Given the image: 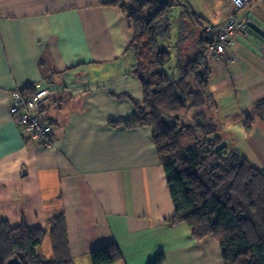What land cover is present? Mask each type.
<instances>
[{
    "label": "crops",
    "instance_id": "0c3cea01",
    "mask_svg": "<svg viewBox=\"0 0 264 264\" xmlns=\"http://www.w3.org/2000/svg\"><path fill=\"white\" fill-rule=\"evenodd\" d=\"M111 1L0 0V223L49 229L63 214L75 264H92L91 251L112 241L124 254L113 264H148L160 252L164 264H224L214 235L197 240L185 222L166 221L175 203L151 128L110 123L134 111L115 93L143 95L127 50L131 20ZM240 10L223 19L252 20L214 53L211 89L224 136H237L264 169V119L250 134L231 119L255 114L264 97V18ZM31 84L51 89L41 109L53 125L50 146L30 141L10 112L11 91Z\"/></svg>",
    "mask_w": 264,
    "mask_h": 264
},
{
    "label": "trees",
    "instance_id": "16d2710c",
    "mask_svg": "<svg viewBox=\"0 0 264 264\" xmlns=\"http://www.w3.org/2000/svg\"><path fill=\"white\" fill-rule=\"evenodd\" d=\"M174 2L198 22L203 47L197 57L179 61L180 76L176 79L165 69L171 61V51L160 42V37L169 31ZM111 3L120 5L131 20L133 35L127 50L137 57L134 71L142 81L143 95L139 98L115 93L117 97L129 96L134 111L110 123L151 128L175 203V212L166 221L185 222L197 240L214 235L224 264H264V169L250 159L237 136H224L218 117L209 115L218 106L211 89L213 72L205 59L212 41L206 33L208 24L201 21L187 0ZM22 89L28 96L37 90L34 84ZM255 109V114L231 115L236 121L240 117L247 134L253 131L257 117L264 119V97L256 102ZM47 232L51 234L54 257L50 262L38 252ZM13 257L23 264H75L64 215L53 216L49 229L26 221L19 225L1 222L0 264H7ZM165 258V253L160 252L148 264H164ZM91 259L92 264H113L124 259V254L119 243L112 241L94 248Z\"/></svg>",
    "mask_w": 264,
    "mask_h": 264
},
{
    "label": "rangeland",
    "instance_id": "374dc122",
    "mask_svg": "<svg viewBox=\"0 0 264 264\" xmlns=\"http://www.w3.org/2000/svg\"><path fill=\"white\" fill-rule=\"evenodd\" d=\"M195 11L200 15L203 23H214L228 16L235 11L232 0H187ZM253 6V8H251ZM249 10L252 15L264 18V0H252L249 5L240 10L244 13ZM228 18V17H227ZM224 20V19H223ZM202 33L196 19L184 11V7L174 2L170 9L169 31L160 37L161 44L171 51L172 58L165 69L172 79L180 76L178 63L197 57L203 47L200 43ZM205 59L213 74L218 71V62L213 51L208 47ZM209 115L216 118L215 112L210 111ZM217 122V121H216ZM251 159V158H250ZM262 164V163H261ZM39 255H43L47 261L53 260L51 234L48 232L38 249Z\"/></svg>",
    "mask_w": 264,
    "mask_h": 264
},
{
    "label": "built area",
    "instance_id": "2783aa9c",
    "mask_svg": "<svg viewBox=\"0 0 264 264\" xmlns=\"http://www.w3.org/2000/svg\"><path fill=\"white\" fill-rule=\"evenodd\" d=\"M252 0H232L236 9H242ZM249 13L243 16L231 15L219 23L206 25V33L212 39L210 47L215 55H221L235 42L236 35L251 22ZM235 55L229 56L234 59ZM51 93L49 87L38 88L32 96L24 93L21 87L11 91L10 112L17 125L28 133L27 138L35 143L50 146L53 125L41 114L42 104Z\"/></svg>",
    "mask_w": 264,
    "mask_h": 264
},
{
    "label": "water",
    "instance_id": "95a60500",
    "mask_svg": "<svg viewBox=\"0 0 264 264\" xmlns=\"http://www.w3.org/2000/svg\"><path fill=\"white\" fill-rule=\"evenodd\" d=\"M158 1L167 3L169 0H158ZM7 264H23V263L19 258L13 257L7 261Z\"/></svg>",
    "mask_w": 264,
    "mask_h": 264
}]
</instances>
